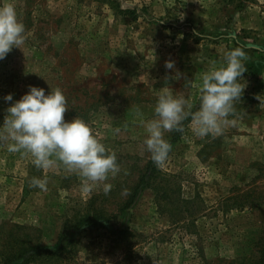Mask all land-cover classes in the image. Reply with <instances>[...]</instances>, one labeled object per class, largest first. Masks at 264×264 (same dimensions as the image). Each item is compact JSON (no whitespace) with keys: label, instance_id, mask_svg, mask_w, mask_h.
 Instances as JSON below:
<instances>
[{"label":"rangeland","instance_id":"rangeland-1","mask_svg":"<svg viewBox=\"0 0 264 264\" xmlns=\"http://www.w3.org/2000/svg\"><path fill=\"white\" fill-rule=\"evenodd\" d=\"M14 3L27 39L0 60V126L29 85L46 94L59 87L68 101L65 119H84L116 152L121 171L109 176L108 194L102 187L85 193L76 173L60 164L37 168L30 153L9 152L0 143V264L25 248L53 249L59 239L74 242L68 252L28 264H231L243 258L249 264L262 258L264 0ZM237 46L247 53L248 69L237 124L214 138L196 136L191 118L183 133L166 131L167 162L152 164L151 186H138L153 162L138 112L153 118L165 86L189 98L196 111L199 77ZM9 93L13 101H5ZM32 177H47L46 190L30 187ZM124 230L133 235L123 238Z\"/></svg>","mask_w":264,"mask_h":264},{"label":"clouds","instance_id":"clouds-1","mask_svg":"<svg viewBox=\"0 0 264 264\" xmlns=\"http://www.w3.org/2000/svg\"><path fill=\"white\" fill-rule=\"evenodd\" d=\"M229 35L234 37L235 33ZM26 39V25L20 19L14 0H0V60L13 47L22 48ZM246 59L244 47L237 46L224 53L219 67L202 73L197 81L201 95L196 111L191 110L189 98L165 86L159 91L153 118L144 119L138 112L141 116L138 123L147 133L144 144L157 167L165 165L172 150L165 132L183 133L184 121L189 118L193 133L201 138H214L237 124L236 104L246 87L243 78L248 70ZM166 67L172 69L174 62L166 61ZM4 99L13 101V94H7ZM68 109L67 97L61 88L51 87L46 94L44 88L29 85V91L6 109L0 126V143L6 144L9 152L30 153L37 168L50 169L60 164L65 171L76 173L82 178L81 188L85 193L102 187L108 194L113 187L107 182L109 176L115 177L121 171L116 152L99 139L84 119L66 120ZM120 131V127L113 129L114 134ZM47 184V177H32L29 181L30 187L41 190H46Z\"/></svg>","mask_w":264,"mask_h":264},{"label":"trees","instance_id":"trees-1","mask_svg":"<svg viewBox=\"0 0 264 264\" xmlns=\"http://www.w3.org/2000/svg\"><path fill=\"white\" fill-rule=\"evenodd\" d=\"M254 67L257 66V64H252ZM153 162H149V164L147 165L146 168V172L145 174L141 177L140 181H139V185L138 186H142L145 185L147 187L151 186L150 185V181L152 180V178H155V174L157 172L156 167H152ZM137 190L138 188L136 187L134 194L132 195V200L134 199V197L137 194ZM132 200L129 201L126 204V208H128L130 206V204L132 203ZM119 234L125 238L128 236L133 235V233L129 230H124L119 232ZM74 242L68 241L66 244H62V240L59 239L57 245L60 247H55L53 249H49L43 246H36V247H29V248H25L23 249V251L18 255V256H8L7 261L4 264H16L15 263V259L17 258H25L23 259L24 261L21 264H28L33 258H38L39 259H46V257H50V256H56L59 254H62L63 252H68L69 248L73 245ZM40 250V251H37ZM32 251H36L35 253H32ZM28 254V255H26ZM28 256V257H26ZM231 264H248L246 259H235L233 261L230 262ZM249 264H264V256L262 258H259L256 261H251L249 262Z\"/></svg>","mask_w":264,"mask_h":264}]
</instances>
